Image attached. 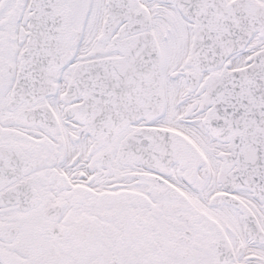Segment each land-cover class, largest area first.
Masks as SVG:
<instances>
[{
	"label": "snow or ice",
	"instance_id": "snow-or-ice-1",
	"mask_svg": "<svg viewBox=\"0 0 264 264\" xmlns=\"http://www.w3.org/2000/svg\"><path fill=\"white\" fill-rule=\"evenodd\" d=\"M0 264H264V0H0Z\"/></svg>",
	"mask_w": 264,
	"mask_h": 264
}]
</instances>
